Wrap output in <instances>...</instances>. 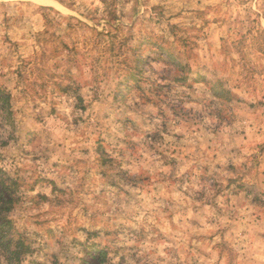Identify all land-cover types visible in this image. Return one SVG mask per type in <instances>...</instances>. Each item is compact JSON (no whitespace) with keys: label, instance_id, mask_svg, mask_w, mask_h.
<instances>
[{"label":"rangeland","instance_id":"rangeland-1","mask_svg":"<svg viewBox=\"0 0 264 264\" xmlns=\"http://www.w3.org/2000/svg\"><path fill=\"white\" fill-rule=\"evenodd\" d=\"M0 170L21 264H264V0H0Z\"/></svg>","mask_w":264,"mask_h":264},{"label":"trees","instance_id":"trees-1","mask_svg":"<svg viewBox=\"0 0 264 264\" xmlns=\"http://www.w3.org/2000/svg\"><path fill=\"white\" fill-rule=\"evenodd\" d=\"M2 175L0 170V253L5 264H21L22 257L28 254L31 248L21 237L15 235L7 213L2 212V208L5 206L7 207L6 211H9L15 202L9 193L10 185L1 179Z\"/></svg>","mask_w":264,"mask_h":264}]
</instances>
